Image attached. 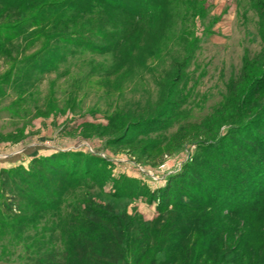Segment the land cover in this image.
I'll return each instance as SVG.
<instances>
[{"label": "rangeland", "instance_id": "rangeland-1", "mask_svg": "<svg viewBox=\"0 0 264 264\" xmlns=\"http://www.w3.org/2000/svg\"><path fill=\"white\" fill-rule=\"evenodd\" d=\"M8 32L0 171L21 201L0 206V264L65 250L87 203L125 216L141 264H264V196L221 209L227 177L217 209L196 193L159 210L151 197L192 156L231 153L262 109L264 0H0ZM44 46L55 59L38 68Z\"/></svg>", "mask_w": 264, "mask_h": 264}, {"label": "trees", "instance_id": "trees-1", "mask_svg": "<svg viewBox=\"0 0 264 264\" xmlns=\"http://www.w3.org/2000/svg\"><path fill=\"white\" fill-rule=\"evenodd\" d=\"M16 35L14 32L0 34V44L1 37L7 42L13 37L15 38ZM40 35H42L40 31H35L29 35L28 40H36ZM57 35V38L67 39L70 37L67 33H57ZM66 41L70 42L71 40ZM45 48L46 46L41 49L43 51L41 53L47 52L44 60L36 58L30 61H38V68L51 66L55 59L54 53ZM229 144L233 151L226 156L223 153V158L216 156L206 160V158L194 155L189 162L182 166L180 171L170 175L166 180V185L151 195L152 199L157 201L158 210L161 206H167L171 200H174L175 194L189 197V193H196L198 198L203 195L206 199L203 203L204 207L217 209L215 203L220 197L219 189L221 187H217L214 181L222 182L227 177L223 196L224 203H221L223 204L221 209L225 208L229 213H234L243 206L242 203L234 202L235 199L238 201L245 199L243 202L252 200L255 201V204L260 200L259 198L262 199L264 196V102L260 112L255 114L248 125L240 128L238 133L235 132L229 136ZM55 159H59V157L51 156L41 162L49 165V169L56 171ZM61 164L63 163H58V165ZM248 166L251 167L249 173L243 174ZM0 174L4 175L1 190L3 200L0 206L4 212L9 213L13 208L18 209L21 201L17 195L19 182L11 179L9 173L4 170L0 171ZM198 198L195 197L192 201L198 204ZM263 205L264 201L261 203V206ZM185 206H190V204L186 203ZM261 206L257 207L262 208ZM261 211L264 212V208ZM78 222L79 227L70 236L65 250L61 252L45 251L37 255L26 254L27 264L142 263L141 258L145 254V249L140 244L135 245L130 236V222L125 219L124 215L116 214L106 206L101 207L87 203L78 217ZM127 238L128 241L134 242L131 247H134V253L131 255L132 261L130 262L127 259ZM151 264L153 263L151 262Z\"/></svg>", "mask_w": 264, "mask_h": 264}]
</instances>
